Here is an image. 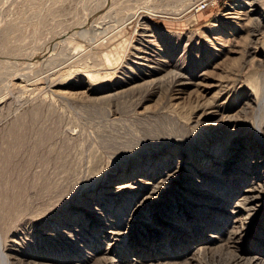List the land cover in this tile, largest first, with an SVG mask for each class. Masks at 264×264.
<instances>
[{
    "label": "rangeland",
    "instance_id": "rangeland-1",
    "mask_svg": "<svg viewBox=\"0 0 264 264\" xmlns=\"http://www.w3.org/2000/svg\"><path fill=\"white\" fill-rule=\"evenodd\" d=\"M247 1L0 0V264L264 262V0Z\"/></svg>",
    "mask_w": 264,
    "mask_h": 264
},
{
    "label": "bare ground",
    "instance_id": "bare-ground-1",
    "mask_svg": "<svg viewBox=\"0 0 264 264\" xmlns=\"http://www.w3.org/2000/svg\"><path fill=\"white\" fill-rule=\"evenodd\" d=\"M247 3H248V5L249 6H251L252 4H253V1L252 0H249V1H247ZM232 5H236V3L234 2ZM195 7H197V5L195 6ZM249 8V10H253L251 7H248ZM197 9L199 10V9H201V8H198L197 7ZM245 12V11H244ZM136 47V46H135ZM146 72V71H145ZM171 75V74H170ZM179 76H180V74L179 73H175L174 74V76H172V77H174V78H176V79H178L179 78ZM179 80V79H178ZM177 84V83H176ZM180 84V83H179ZM117 186V185H116ZM257 189H258V187L256 186V185H254V186H251L249 189H247L248 191L245 193V194H243L240 198H239V200L236 202V204H237V207H240L241 208V210H238V212L240 213V216L238 217V220L240 219V217H241V215L242 214H244V213H248V211L254 206V203H255V201H256V198H257ZM221 211L223 210V208L222 209H220ZM238 216V215H237ZM236 217V216H235ZM239 224H237V225H235V227H234V230H233V232H231V234H233V237L234 238H238V239H240L241 238V236H242V231H241V228H240V226L242 227V225H240V224H242V219L241 220H239V222H238ZM119 230V229H118ZM117 230V231H118ZM121 231V230H120ZM230 234V235H231ZM117 237V236H116ZM115 237V238H116ZM228 241V240H227ZM227 241H226V243H227ZM161 243H164L165 244V242H161ZM228 245V244H227ZM226 245V247H229L230 245H228L227 246ZM217 246V245H216ZM218 247V246H217ZM214 248L215 247H211L210 245H207V244H200L199 246H198V249H196L197 250V253L199 252V253H205V252H207V251H212L213 252V250H214ZM233 250L235 251L236 250V248L235 247H233ZM1 251V250H0ZM215 251V250H214ZM14 252V251H13ZM3 255H5V252H1ZM191 253V252H190ZM195 253V252H194ZM194 253L193 254H190V255H188V258L191 260H194L193 258H194ZM211 253V252H210ZM9 255V254H8ZM67 255V254H66ZM236 255H237V251H236ZM7 256V255H6ZM11 256V255H10ZM29 256V255H28ZM17 257V256H16ZM103 257V256H102ZM3 258H5V256H3ZM7 258V257H6ZM106 258H110V257H108V254H105V256L103 257V262L104 261H106ZM236 258L238 259V260H243L244 261V263L245 262H247V264H264V262L263 261H261V259L260 258H258L257 256H249V257H245V256H243V255H241V254H239V255H237L236 256ZM17 259V258H16ZM4 260V259H3ZM8 260H9V258H8ZM5 261V260H4ZM7 261V260H6ZM27 261V260H26ZM9 262V261H8ZM53 262V261H52ZM51 262V263H52ZM51 263H41V264H51ZM54 263V262H53ZM4 264H6V263H4ZM24 264H29V261H27V262H25ZM31 264H36V263H31Z\"/></svg>",
    "mask_w": 264,
    "mask_h": 264
},
{
    "label": "built area",
    "instance_id": "built-area-1",
    "mask_svg": "<svg viewBox=\"0 0 264 264\" xmlns=\"http://www.w3.org/2000/svg\"><path fill=\"white\" fill-rule=\"evenodd\" d=\"M205 4H206L205 2L200 1V2H198L196 5H197L198 8H202ZM197 7H196V8H197Z\"/></svg>",
    "mask_w": 264,
    "mask_h": 264
}]
</instances>
